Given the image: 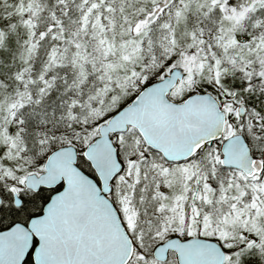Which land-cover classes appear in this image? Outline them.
<instances>
[{
  "label": "snow or ice",
  "instance_id": "snow-or-ice-1",
  "mask_svg": "<svg viewBox=\"0 0 264 264\" xmlns=\"http://www.w3.org/2000/svg\"><path fill=\"white\" fill-rule=\"evenodd\" d=\"M0 264H264V0H0Z\"/></svg>",
  "mask_w": 264,
  "mask_h": 264
}]
</instances>
